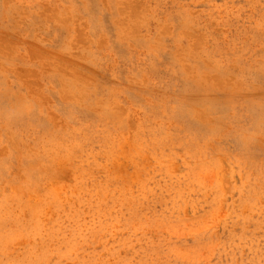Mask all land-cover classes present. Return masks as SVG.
<instances>
[{
    "label": "rangeland",
    "instance_id": "1",
    "mask_svg": "<svg viewBox=\"0 0 264 264\" xmlns=\"http://www.w3.org/2000/svg\"><path fill=\"white\" fill-rule=\"evenodd\" d=\"M0 264H264V0H0Z\"/></svg>",
    "mask_w": 264,
    "mask_h": 264
},
{
    "label": "bare ground",
    "instance_id": "2",
    "mask_svg": "<svg viewBox=\"0 0 264 264\" xmlns=\"http://www.w3.org/2000/svg\"><path fill=\"white\" fill-rule=\"evenodd\" d=\"M197 46V45H196Z\"/></svg>",
    "mask_w": 264,
    "mask_h": 264
}]
</instances>
